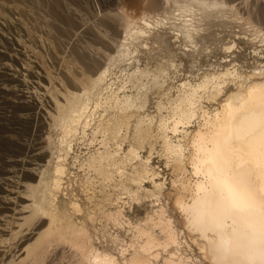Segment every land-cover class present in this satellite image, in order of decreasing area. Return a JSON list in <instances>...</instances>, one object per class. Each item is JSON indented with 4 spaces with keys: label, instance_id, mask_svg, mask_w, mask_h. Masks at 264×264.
<instances>
[{
    "label": "bare ground",
    "instance_id": "1",
    "mask_svg": "<svg viewBox=\"0 0 264 264\" xmlns=\"http://www.w3.org/2000/svg\"><path fill=\"white\" fill-rule=\"evenodd\" d=\"M170 1L154 0L152 8L138 17L119 10L91 16L86 9L84 14L68 9L66 15L54 14L49 24L36 18L31 41L52 64L50 85L34 82L28 87L25 76L33 73L28 65L13 73L29 89L22 104L37 125L25 128L20 138H2L6 152L0 156V251L15 217L20 225L30 224L21 240L36 241L26 249L30 264H197L181 258L182 241L198 252L200 264H215L207 241L188 227L196 203L195 183L203 180L190 175L197 153L191 141L195 132L207 130L208 117L209 124L215 123V114H223L229 99L235 106L238 93L264 87V65L244 68L233 61L197 79H180L182 43L197 52L206 25L240 13L230 0H184L175 9ZM254 28L256 39L264 43V28ZM235 47L237 43L229 50ZM205 82L195 94L193 110L184 102L186 95ZM254 104L258 110V93ZM52 130L58 133L56 139ZM49 145L53 150L47 183ZM171 146L182 149V157L172 155ZM157 157L171 171L170 179L154 168ZM189 180L192 186L186 188ZM40 185L43 196L36 209L32 203ZM153 199L164 200L169 209L161 205L149 216L133 253L125 250L120 259L95 244L92 230L97 232L102 223L100 214L120 220L127 203ZM170 213L178 216L181 237ZM225 231L231 234L230 227Z\"/></svg>",
    "mask_w": 264,
    "mask_h": 264
},
{
    "label": "rangeland",
    "instance_id": "2",
    "mask_svg": "<svg viewBox=\"0 0 264 264\" xmlns=\"http://www.w3.org/2000/svg\"><path fill=\"white\" fill-rule=\"evenodd\" d=\"M157 1L166 2V0ZM179 1L181 2L177 4L172 3L173 0L170 1L171 6L174 7L173 9L185 3L184 0ZM246 1L249 5L245 4ZM153 2L154 0H0V145L2 144V138L8 135L20 138L25 128L32 129L37 125V119L34 116H28V112L25 111L22 104L24 96L28 95L29 89L23 86L21 81L24 80H21L22 77L14 76V71L23 65H28L33 71L32 74L25 76L28 87H31L34 82L50 85L48 74L52 64L50 60L39 55L31 41L30 31L37 26L36 18L49 24V22L54 21V14L66 15L69 13L68 9L81 10L82 14L85 13L86 9V13L91 16L98 14L100 10L103 11L102 14L119 10L138 17L148 12L152 8ZM230 2L239 6L240 15L237 18L227 14L223 18H216L212 26L206 25L205 29L208 30L204 33V38L199 39L197 52H194L193 48L185 42L180 46L179 53L183 58L184 65L180 73V79L183 81L197 79L205 73L222 69L233 61L244 68L264 65V43L262 38L256 39L257 36L254 31V26L264 28V0H230ZM82 14L76 13V19L79 22H81L79 18ZM249 22L253 24L251 25ZM39 38L49 42L47 37L39 36ZM174 41L175 39H172V42ZM234 43H237V47L229 50ZM61 56L60 58L63 59L64 55ZM3 126L5 127L3 128ZM46 131L45 129L44 132ZM52 134L53 136L58 135L56 130ZM56 136H54L55 139ZM2 146H0L1 157L4 155L3 152H6ZM52 148L53 146L49 145L46 149V155H48V158L46 157V171L50 172L46 175L47 183L50 182L51 177ZM153 166L157 172L162 174L164 179H170L171 171L165 168L160 158L155 159ZM42 189L40 185L34 195L32 204L36 209L43 196ZM161 205L169 209V205L164 200L161 203H158L155 199L141 204L135 203L134 205L127 203L122 208L124 217L120 220L105 218L100 214L103 212L102 210L98 213L102 218V223L98 224L97 232L94 229L92 230L95 244L120 259H122L121 255L125 250H127V252L125 251L127 254L133 253L142 241L140 228L148 227L149 216H153L154 211ZM107 209L109 208L104 210ZM169 219L181 237L178 216L170 213ZM8 224L10 225L7 236L8 241L1 248L0 264H30L32 257H27L26 249L33 248L36 242L35 238L31 241L21 240L20 238L21 235L26 234L30 224L20 225L15 217H11ZM180 256L185 260L200 264L198 252L184 241H182ZM122 263H124V260H122ZM158 264L163 263L159 262Z\"/></svg>",
    "mask_w": 264,
    "mask_h": 264
},
{
    "label": "snow or ice",
    "instance_id": "3",
    "mask_svg": "<svg viewBox=\"0 0 264 264\" xmlns=\"http://www.w3.org/2000/svg\"><path fill=\"white\" fill-rule=\"evenodd\" d=\"M206 85L187 93L184 102L191 109L197 108L196 92ZM219 87L223 88V83ZM257 93L258 110L254 104ZM215 118V123L209 124L208 117L207 130L195 132L191 141L197 153L192 157L195 171L190 175L203 180L195 183L196 203L188 217L189 230L199 232L207 241L215 264H264V87L238 93L236 105L229 99L223 114L217 112ZM169 152L182 157L178 147L171 146ZM191 186L189 180L185 187ZM229 227L231 238L227 241L218 244L209 240L213 234L223 237Z\"/></svg>",
    "mask_w": 264,
    "mask_h": 264
},
{
    "label": "clouds",
    "instance_id": "4",
    "mask_svg": "<svg viewBox=\"0 0 264 264\" xmlns=\"http://www.w3.org/2000/svg\"><path fill=\"white\" fill-rule=\"evenodd\" d=\"M230 238H231V234L226 233V231L224 232L223 237L220 235H214V234L209 236L210 241H215L218 244H221L222 240L227 241Z\"/></svg>",
    "mask_w": 264,
    "mask_h": 264
}]
</instances>
